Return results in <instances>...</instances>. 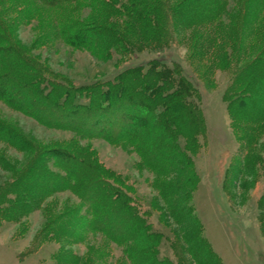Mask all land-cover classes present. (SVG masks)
<instances>
[{
  "label": "rangeland",
  "instance_id": "1",
  "mask_svg": "<svg viewBox=\"0 0 264 264\" xmlns=\"http://www.w3.org/2000/svg\"><path fill=\"white\" fill-rule=\"evenodd\" d=\"M244 1L227 0L228 7L225 10L227 14L223 17L224 20H221L227 25L219 31L222 35L220 41L229 43L234 39L235 45H239L240 30H237L238 27L232 28V24L227 22L236 23L239 14L237 6ZM103 3L102 0H78L73 4L47 8L35 0H0V22L14 45L34 59L45 73L56 81L74 87L111 80L120 70L131 65L144 64L155 58L178 65L198 89L201 100L199 109L204 122V134L196 139L198 149L195 153H186V159L191 161L193 174L198 181L197 186L189 192L186 208L191 212L190 215L195 217V221L201 224L200 234L221 264H264V235L261 231V201L264 196V124L260 134L256 136L250 132L252 127H247L245 132L238 128L237 133L233 128L226 103V94L234 78V69L230 72L216 69L203 73L208 64L206 61L201 64L199 68L201 70L196 68L197 61H194L193 65L191 63L194 46L195 51L203 42L217 44L218 40L205 37L209 28L196 25L192 30H183L178 35L177 42L167 45L164 49L153 50L148 45L138 44L139 49L136 48V51L129 55L110 50L107 56L103 55L105 42L90 51L69 46L61 40L58 34L60 26H64L65 22L79 20L93 26L106 25L108 22L103 16L106 13V5ZM193 3V0H189V4ZM248 27L249 29L246 27L244 32L242 30L240 32V45L242 47L248 45L249 49L254 48V52L247 56V60L250 61L263 45L264 12H260L254 23ZM215 56L218 58L211 56V61L215 58L213 63L221 60L220 56ZM146 113L147 109L142 110L143 115ZM50 116L44 114L43 118L48 119ZM133 117H136L138 124L132 129L138 139L112 144L106 137L95 134L96 132L85 131L87 137H84L64 128L53 129L43 126L0 102V125L21 136L22 140L28 141L34 151L37 150L45 156L39 160H48L47 157L52 155L50 151L55 149L72 152L84 150L103 168L105 177L111 182L114 177L117 185L122 186L129 197H133L129 198L131 209L140 216L147 214L144 216L145 222L152 226V230L163 233L157 244L159 250L155 256L153 255L155 258L159 261L168 260L173 264H183L180 263V259L184 258L185 264H194L190 257L182 256L180 249H175L174 235H179L180 243H183L180 231H184L188 222L176 224L170 213L166 215L165 203L173 200L175 202L177 191L159 189L163 184L181 183L183 180L175 176L177 167L173 164L149 168L153 155L147 154L145 158L141 155L142 150L144 148L146 150L148 145L144 140H140L143 135L145 136L148 119L145 116L139 117L132 111L128 118ZM111 121L113 122V119ZM116 122L104 127L103 133L112 136L120 134L123 128L126 131L128 129L126 125L130 126L131 123L120 120L122 126L120 128ZM1 135L7 140H16L10 132L0 128V198L2 193L9 192L5 186L12 182L14 175L19 172L28 178L27 170L35 166L34 161L38 160L32 157V152L16 150L1 141ZM243 136L248 139L247 143ZM178 142L184 147V140ZM245 148L246 152L243 151ZM246 153L250 157L246 160L252 163L248 169L244 168L243 163ZM48 162L50 171L64 174L54 160ZM235 168L238 169L236 173L232 171ZM229 171L230 174L227 175ZM228 177H231L232 181L226 194L222 182L228 180ZM70 179L71 177L68 179L67 189L48 196L38 208L23 213L24 216L16 214L13 215L14 218L6 219L7 214L2 215L0 212V264H147L145 252L140 259L136 252L132 254L135 249V244L129 239L132 235L128 237L120 232H113L116 221L110 223L111 229L107 233L115 235L119 242L113 241L104 230L95 228L89 194L98 190L87 192L88 196L85 197L84 189L75 190L76 181ZM31 190L38 192L41 189L36 187ZM6 197L4 200L9 202V198ZM11 206L10 203L7 207L2 205L0 210L8 212ZM95 209L99 214L100 208ZM75 210H78V223L73 226L78 227L73 231L72 213ZM174 210V217L184 213L180 207ZM158 217H161V220ZM125 225L123 228L129 230L130 226ZM85 227L89 231L82 229ZM62 231H67L70 237L58 235ZM128 247L130 249L127 251ZM128 252L133 255L132 258Z\"/></svg>",
  "mask_w": 264,
  "mask_h": 264
},
{
  "label": "trees",
  "instance_id": "2",
  "mask_svg": "<svg viewBox=\"0 0 264 264\" xmlns=\"http://www.w3.org/2000/svg\"><path fill=\"white\" fill-rule=\"evenodd\" d=\"M35 1L44 7L54 8L61 4H73L78 0ZM103 1L106 5V13L103 16L109 24L93 26L79 20L65 22L64 26H60L58 34L61 40L69 46L90 51L105 42L104 56H107L110 50L129 55L132 51H136L138 44L148 45L153 50L164 49L167 45L177 42L178 35L183 30H192L196 25L206 26L209 31L205 37L218 40V43L203 42L195 51L194 46L191 63L193 65V62L197 61L196 68L201 70L199 69L201 64L206 61L208 64L203 73L216 69L230 72L234 69V78L226 94L227 109L233 128L238 133V128L245 132L247 127H252L250 132L255 133L254 136L260 134L264 124V40L254 58L248 61L247 56L254 52V48L249 49L248 45L243 47L240 45V32L246 27L249 29L248 26L254 23L259 13L264 12V0H245L237 6L239 14L236 23L227 22L232 24V28L238 27L237 30H240L239 45H235L234 39L229 43L220 41L222 35L219 31L227 25L224 24L225 21H221L227 14H225L228 7L227 0H193V4H189V0ZM196 33L198 35V32ZM209 54L214 55L215 58H218L215 55L220 56L221 60L213 63L215 58L211 61ZM200 101L198 89L183 74L180 67L169 64L161 58L126 67L113 79L94 85L74 87L56 81L45 73L34 59L14 45L4 25L0 24V102L43 126L53 129L64 128L84 137H87L85 131L96 132L95 134L106 137L112 144L137 140V135L132 129L138 124L136 117H128L132 111L139 117L145 116L148 119L146 133L140 140H144L148 147L142 150L141 155L144 158L147 154L153 155L149 168L175 165L177 167L175 176L183 180L181 183L163 184L159 187L161 190L169 189L168 192L173 189L177 191V200L165 203L166 215L170 213L176 224L188 222L184 231H180L183 235V243H180L179 235H174L175 249H180L182 256L190 257L194 264H221L201 236V224L195 221V217L193 218L186 208L189 192L198 182L193 174L191 161L186 159V153L196 152L198 149L196 139L204 134V122L199 109ZM146 109L148 113L143 115L142 110ZM44 114L51 115L50 119L43 118ZM120 120L131 122L130 126L126 125L128 128L126 131L123 128L120 134L113 136L103 133L104 127L116 121L117 126L121 128ZM139 125L142 127L141 124ZM0 128L10 132L16 139L7 140L1 135V141L16 150L32 152V157L38 159L34 161L35 166L27 170L28 178L17 172L12 182L6 184L5 188L9 192L2 193L0 198V206L7 207L9 203L12 204V209L8 208L12 212L0 210L2 215L7 214L6 219L14 218L13 215L16 214L24 216L23 213L38 208L48 196L67 189L68 179L71 177L70 180L76 181L75 190L84 189L85 197L88 196L87 192L98 190L89 194L95 228L104 230L113 241L119 242V238L107 233L111 229L110 223L116 221L113 232H120L128 237L132 235L129 238L135 244L132 254L136 252L140 259L145 252L144 258L147 264H173L168 260L159 261L154 257L159 250L157 244L163 233L152 230V226L145 222L144 216L147 214L140 216L131 209L129 198L133 199V197H129L126 190L117 185L114 177L113 182L105 177L103 168L84 150L72 152L55 149L50 151L52 155L47 157L48 160L41 161L39 158L45 156L37 150L34 151L28 141L22 140L21 136L2 125ZM178 140L185 141L184 147L180 146ZM246 150L247 148L243 151ZM248 158L250 159L246 153L243 157L245 169L252 166L251 161L246 160ZM49 160L57 163L64 173L59 172L62 176L58 172L50 171ZM237 170L232 169L235 173ZM229 174L230 171L227 175ZM231 181L232 178L228 177V180L222 182L226 194ZM36 187L41 190L33 192L31 189L34 190ZM4 197L9 198V202H6ZM261 202V231L264 235V196ZM96 207L100 208L99 214L95 211ZM179 207L184 213L174 217L173 209ZM72 216L74 219L71 228L75 231L78 226L73 224L78 223V210H75ZM158 219L161 220V217ZM125 224L130 226L129 230L123 228ZM158 224L161 226L160 222ZM82 229L89 231L86 227ZM58 235L70 237L67 231H62ZM126 249L128 251L130 247ZM128 253L131 255L130 252ZM180 263L185 264V259H180Z\"/></svg>",
  "mask_w": 264,
  "mask_h": 264
}]
</instances>
